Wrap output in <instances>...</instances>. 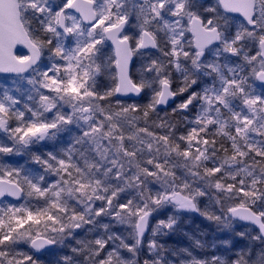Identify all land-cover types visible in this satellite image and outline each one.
I'll return each mask as SVG.
<instances>
[{
	"label": "snow or ice",
	"instance_id": "1",
	"mask_svg": "<svg viewBox=\"0 0 264 264\" xmlns=\"http://www.w3.org/2000/svg\"><path fill=\"white\" fill-rule=\"evenodd\" d=\"M0 74V264H264V0H0Z\"/></svg>",
	"mask_w": 264,
	"mask_h": 264
},
{
	"label": "trees",
	"instance_id": "2",
	"mask_svg": "<svg viewBox=\"0 0 264 264\" xmlns=\"http://www.w3.org/2000/svg\"><path fill=\"white\" fill-rule=\"evenodd\" d=\"M138 67H139V61L137 60V63L135 64V66L132 69L134 75H135L136 69ZM2 79H4V77H2ZM141 102H143V101H141ZM57 147H59V145H57ZM48 150H52V144L50 146H47V147L44 146L42 148L37 147L36 149H33V151L38 152L40 154H44ZM11 159L17 160L21 164L27 162L29 164V166L32 168H38L39 167V166H37L31 162L30 157H21L18 159L15 157H12ZM201 208H203V207H201ZM180 227L182 228L180 233H178V231H177L175 233V235L172 238H170V242H167V241H163V242L169 246H176V245L189 246V240L184 235V233H187L189 235L196 236L199 239L206 241L208 246H209V250L210 251H218L219 254H223L224 245L221 243L223 241H228L229 245L235 244L237 248L243 247L244 243H245V242L241 241L239 237L232 239V238H227L224 236H218V234L216 233V228H215V230H212V229L208 230L203 224H200V223H193V222L189 223L188 222L187 224H183V226L180 225ZM118 230L121 231V233L123 235H127V233L124 232L123 229H118ZM68 244L69 245H75V241L70 240V241H68ZM214 244L217 246L216 248L212 247V245H214ZM64 254H70L69 247L55 248V249H52L50 251H47V253L45 252L43 254L36 255V256L41 261V264H55V261L58 260L59 257L64 255ZM124 254L127 255L126 252ZM196 254L199 256H203L206 253H205V251H198Z\"/></svg>",
	"mask_w": 264,
	"mask_h": 264
},
{
	"label": "rangeland",
	"instance_id": "3",
	"mask_svg": "<svg viewBox=\"0 0 264 264\" xmlns=\"http://www.w3.org/2000/svg\"><path fill=\"white\" fill-rule=\"evenodd\" d=\"M209 3H212V2H209ZM11 78H0V82H5V81H10ZM51 143L49 144H46V145H37L35 146L33 149H36L37 147H44V146H50ZM15 158H21V157H15ZM205 201H202L201 202V207H204L205 205ZM171 211L170 209L162 212L161 215L157 216V219H165L168 215V212ZM153 223H155V220L152 221ZM200 223V224H203L208 230L209 229H212V230H215L216 228V233L218 234V236H224V237H227V238H237V236L235 235V232L233 231H225V230H218L216 225L213 224L212 222L206 220L203 216L199 215L198 213H184L180 219V222H179V225H178V233H180L181 231V227L180 225L183 226V224H187V223ZM253 227H251L250 225H246V224H243L239 221H236L235 222V231H244L245 229H248L249 231L252 230ZM175 234H172V235H169L167 237H161V240L162 241H167V242H170V238H172ZM26 248V246H24Z\"/></svg>",
	"mask_w": 264,
	"mask_h": 264
},
{
	"label": "water",
	"instance_id": "4",
	"mask_svg": "<svg viewBox=\"0 0 264 264\" xmlns=\"http://www.w3.org/2000/svg\"><path fill=\"white\" fill-rule=\"evenodd\" d=\"M204 1H205V0H204ZM15 51H16V52H18V51H23V52L27 53V50L24 49L23 46H21V45H18ZM0 76H6V75H5V74H0ZM242 223H244V222H242ZM253 227H254V226H253ZM45 251L47 252V250H45ZM45 251H44V252H45ZM42 253H43V252H42ZM37 254H41V253H37Z\"/></svg>",
	"mask_w": 264,
	"mask_h": 264
},
{
	"label": "bare ground",
	"instance_id": "5",
	"mask_svg": "<svg viewBox=\"0 0 264 264\" xmlns=\"http://www.w3.org/2000/svg\"><path fill=\"white\" fill-rule=\"evenodd\" d=\"M20 54V53H19Z\"/></svg>",
	"mask_w": 264,
	"mask_h": 264
}]
</instances>
